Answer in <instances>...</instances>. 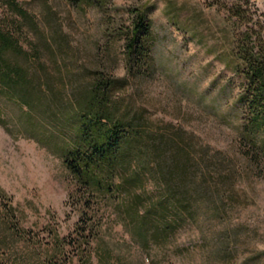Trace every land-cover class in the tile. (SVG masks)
Returning <instances> with one entry per match:
<instances>
[{"label":"rangeland","instance_id":"1","mask_svg":"<svg viewBox=\"0 0 264 264\" xmlns=\"http://www.w3.org/2000/svg\"><path fill=\"white\" fill-rule=\"evenodd\" d=\"M10 1L0 0V25L59 77L89 66L120 79L114 97L126 113L184 127L211 186L196 217L149 253L117 213L127 198L89 193L58 154L0 123V264H264V152L237 128L251 123L226 65L225 8L213 0H16L28 20ZM253 1L264 11V0ZM137 7L151 23L141 73L127 52ZM7 108L8 117L17 110ZM251 127L264 146V124Z\"/></svg>","mask_w":264,"mask_h":264},{"label":"trees","instance_id":"2","mask_svg":"<svg viewBox=\"0 0 264 264\" xmlns=\"http://www.w3.org/2000/svg\"><path fill=\"white\" fill-rule=\"evenodd\" d=\"M10 3L17 15L33 20L16 0ZM213 4L227 12L226 65L239 77L240 115L251 123L237 128L264 152L251 127L264 124V11L253 0ZM133 14L128 60L141 73L151 23L146 7ZM119 80L89 66L59 77L39 52L0 25V123L58 154L89 193L101 200L116 193L127 198L117 213L133 240L150 253L152 244L170 243L209 201V167L184 127L155 126L141 110L126 113L114 97ZM9 103L17 110L8 117Z\"/></svg>","mask_w":264,"mask_h":264}]
</instances>
